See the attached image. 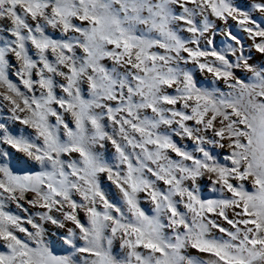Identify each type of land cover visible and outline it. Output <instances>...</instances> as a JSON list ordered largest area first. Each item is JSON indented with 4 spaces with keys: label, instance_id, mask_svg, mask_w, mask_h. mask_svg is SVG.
<instances>
[{
    "label": "rangeland",
    "instance_id": "obj_1",
    "mask_svg": "<svg viewBox=\"0 0 264 264\" xmlns=\"http://www.w3.org/2000/svg\"><path fill=\"white\" fill-rule=\"evenodd\" d=\"M0 264H264V0H0Z\"/></svg>",
    "mask_w": 264,
    "mask_h": 264
},
{
    "label": "bare ground",
    "instance_id": "obj_2",
    "mask_svg": "<svg viewBox=\"0 0 264 264\" xmlns=\"http://www.w3.org/2000/svg\"><path fill=\"white\" fill-rule=\"evenodd\" d=\"M28 174H29L28 176L31 177L33 173L31 174V171H29ZM49 260H50V258H49Z\"/></svg>",
    "mask_w": 264,
    "mask_h": 264
}]
</instances>
